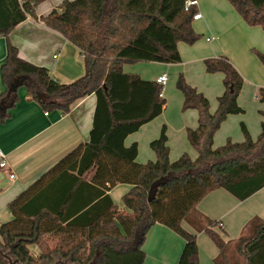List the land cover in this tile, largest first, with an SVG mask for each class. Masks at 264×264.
<instances>
[{"label": "trees", "instance_id": "obj_1", "mask_svg": "<svg viewBox=\"0 0 264 264\" xmlns=\"http://www.w3.org/2000/svg\"><path fill=\"white\" fill-rule=\"evenodd\" d=\"M43 1L0 0V34L7 35L28 15L37 18L34 9ZM185 1L63 0L39 16L80 51L84 73L70 83L55 80L7 43L0 66L5 85L0 119L14 105L20 85L47 113H68L76 100L89 94L96 100L88 141L8 203L12 218L0 224V264H10L8 258L19 264H143L142 245L155 223L183 238L176 264H199L196 236L182 221L196 215L197 203L216 188L243 200L264 186V88L257 93L263 105L257 137L252 139L242 124L241 142L227 140L213 147L222 121L242 112L237 103L242 77L226 56L203 61L207 73L223 75L214 112L182 74L176 79L182 108L197 113L196 127L186 129L194 159L184 152L170 160L165 125L149 143L154 160L137 162V143H124L162 112L166 100L159 95L160 83L124 73L122 67L180 61L177 44H193L201 37L192 27L195 7L185 9ZM227 1L246 24L264 30V0ZM257 55L264 65V54ZM120 183L130 187L118 207L108 191ZM201 225L218 250L214 264H264V220L251 219L236 239L227 240L212 230L213 221Z\"/></svg>", "mask_w": 264, "mask_h": 264}, {"label": "crops", "instance_id": "obj_2", "mask_svg": "<svg viewBox=\"0 0 264 264\" xmlns=\"http://www.w3.org/2000/svg\"><path fill=\"white\" fill-rule=\"evenodd\" d=\"M62 1L41 2L34 9L37 18L28 15L7 35L0 34V66L6 56L7 43L10 42L17 47L22 59L45 67L49 75L61 83H70L83 75L84 64L78 48L39 19V16L46 15ZM195 10L201 16L192 20V27L201 37L193 44L183 42L177 44L179 62L124 64L123 72L136 74L144 80H156L167 72L181 70L187 83L207 98L209 109L214 112L217 98L223 92V75L220 72L207 73L203 61L206 58L226 56L242 77V87L244 84L250 86L254 92V98L259 103L260 115L263 105L258 101L257 93L259 88H264V68L253 49L264 54V30L259 26L246 24L227 0H197ZM168 80L167 78L165 84ZM4 89L0 72V94ZM15 93L14 105L7 110L8 115L0 119V148L6 154L8 162V166L0 170V213L11 200L58 160L79 143L88 141L96 100L94 94H89L76 100L68 113L57 110L47 113L36 101L27 98L25 86L20 85ZM164 96L162 90V97L165 98ZM238 97L237 103L242 109L241 114H244L245 110L239 104ZM182 100V95L175 96V101L176 103L179 101V105L182 104ZM166 106L167 101L159 115L164 112ZM159 115L124 140L126 146L132 142L137 143L136 160L139 163L155 159L149 143L159 136L162 125L166 126L161 123L162 118ZM231 115L234 114H229L215 132L213 147L223 145L227 140L241 142L244 139L242 124L252 139L259 134L261 115L259 123L248 124L252 134L257 133L255 138L250 134L246 124L240 122L242 140L235 131V120ZM166 121L170 124L168 132L166 127L170 160L177 159L184 152L189 153L188 155L194 159L196 153L194 155V150L185 135L186 129L196 127L197 123L194 125L192 121L190 123L181 121L176 128V136L172 137L171 123L167 119ZM11 173L14 175L13 178H10ZM129 187L128 184L120 183L108 191L116 206H122L121 196ZM195 211L198 219L204 220L199 223L213 221L215 225L211 227L212 230L225 240L236 239L251 219L264 220V186L243 200L237 199L223 188H216L197 203ZM181 224L186 231L196 236L198 263L214 264L213 259L218 250L204 230H197L191 221L183 220ZM183 245L184 240L181 236L166 226L155 223L149 229L142 245L145 252L143 264H176ZM32 249L36 250V247Z\"/></svg>", "mask_w": 264, "mask_h": 264}, {"label": "rangeland", "instance_id": "obj_3", "mask_svg": "<svg viewBox=\"0 0 264 264\" xmlns=\"http://www.w3.org/2000/svg\"><path fill=\"white\" fill-rule=\"evenodd\" d=\"M253 52H254L255 56L258 58V55H257L258 51H255L253 49ZM258 60H259V58H258ZM141 62L146 63V61H140V62H136L134 64L141 63ZM259 62H260V64H262L260 60H259ZM130 64H133V63H130ZM262 67L264 68L263 64H262ZM179 74H182V76L184 77V74L182 73L181 70H176L175 72H171V73L167 72V74H166V76L169 80H168V83L163 86L162 90H163V93L165 95L164 97L166 98V101H167V106H166L164 112L161 115H159V117L162 118L161 123L166 124L167 132L170 129V124H168L166 119L169 121V123H171V129H173V136L172 137L176 136V134H177L176 128H177L178 124L181 123V121L186 122V123H190L192 121V122H194V125L197 123L196 111L194 109H185L184 110L182 108V104L179 105V101L177 103L175 101V96L179 97L182 95L181 91L176 87V79H177V76ZM184 79L186 80L185 77H184ZM186 82H188V81L186 80ZM170 98L172 101H170ZM238 102L244 108L245 113L244 114L240 113V114L231 115V118H234V120H235L234 121L235 131L238 133V135H240V140H242L243 136H242V133L240 130V122L243 121L247 127H248V124L250 125V123H252V122L255 124L259 123V121H260V115L258 112L259 103L254 98V92H252L251 87L245 86V84L243 85V87L239 93ZM248 129H249V127H248ZM249 131H250V134L252 135V137L255 138L257 133L252 134V131L250 129H249ZM230 139L234 140L233 138H230ZM240 140H238V141H240ZM234 141H236V140H234ZM195 153L196 152L194 150V155H195ZM178 156H176V157H178ZM10 218H11V213H10L8 206H6L5 209L3 210V212L0 213V224L7 221ZM185 221H187V222L191 221L192 226H194L197 230L204 227L203 225H201V223H199L201 221L204 222V220H202V219L199 220L195 214H191V216H189L188 219Z\"/></svg>", "mask_w": 264, "mask_h": 264}, {"label": "built area", "instance_id": "obj_4", "mask_svg": "<svg viewBox=\"0 0 264 264\" xmlns=\"http://www.w3.org/2000/svg\"><path fill=\"white\" fill-rule=\"evenodd\" d=\"M197 5V0H186L184 2V8L187 9L191 6L196 7ZM201 14L196 12L193 15V19H198L200 18ZM167 80V76L166 75H161L156 79V82L160 83L162 86H164L165 82ZM160 96H162V92L159 94ZM8 166V162H7V158H6V154L3 152V150L0 148V170L5 169ZM13 174H10V178H13Z\"/></svg>", "mask_w": 264, "mask_h": 264}, {"label": "water", "instance_id": "obj_5", "mask_svg": "<svg viewBox=\"0 0 264 264\" xmlns=\"http://www.w3.org/2000/svg\"><path fill=\"white\" fill-rule=\"evenodd\" d=\"M0 254H3V253L1 252V250H0ZM4 256H6V255H4ZM8 260H9L10 264H19V262H18L17 259H14V260L12 261V260H10V258H8Z\"/></svg>", "mask_w": 264, "mask_h": 264}]
</instances>
